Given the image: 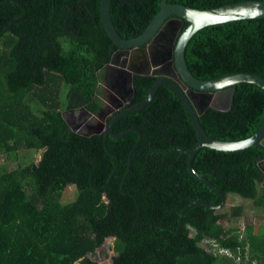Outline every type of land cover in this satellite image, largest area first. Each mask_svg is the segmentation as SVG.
<instances>
[{
    "label": "trees",
    "instance_id": "trees-1",
    "mask_svg": "<svg viewBox=\"0 0 264 264\" xmlns=\"http://www.w3.org/2000/svg\"><path fill=\"white\" fill-rule=\"evenodd\" d=\"M0 0V148L9 155L42 151L31 162L0 174V264H96L87 257L106 236L115 238L114 264H264V232L233 223L242 205L229 212L192 205H219L220 198L187 170L197 142L181 101L161 86L152 101L118 120L108 136L73 131L64 110L96 114L100 69L117 49L100 19V0ZM251 0H167L194 9H215ZM161 0H111L110 17L121 38L140 35L160 9ZM11 25V28L8 27ZM188 26L184 21L182 29ZM184 57L200 80L251 73L264 78V20L211 25L188 41ZM156 76H134L131 106L147 96ZM264 119V92L254 84L234 87L229 110L207 109L198 120L205 133L221 141L252 136ZM44 122V123H43ZM261 146L236 151L201 148L193 168L226 202L233 194L264 214ZM128 194H122L120 185ZM108 183V184H107ZM74 186L76 197L63 203L57 194ZM225 207V206H224ZM223 207V208H224ZM222 208V209H223ZM227 224H226V223ZM207 240H213L217 248ZM228 254H219L217 250Z\"/></svg>",
    "mask_w": 264,
    "mask_h": 264
},
{
    "label": "water",
    "instance_id": "water-1",
    "mask_svg": "<svg viewBox=\"0 0 264 264\" xmlns=\"http://www.w3.org/2000/svg\"><path fill=\"white\" fill-rule=\"evenodd\" d=\"M10 1L24 11L19 18L11 20V24L22 21L26 16V9L24 5L18 0ZM110 4L111 0H100V19L102 27L111 42L118 49L124 50L128 83H130L129 90L131 94H133L131 82L134 76L151 75L154 71L161 70L167 66L172 67L173 73L178 75L182 83H177L167 77L158 78L148 88L147 96L143 101L132 106L130 105L128 108L121 110V112L116 114L106 126L100 125L95 130L83 134L86 136L91 134H103L104 151L116 162L108 182L113 177L118 167V158L108 150L106 145L107 137L111 136L114 139H120L122 136L128 133L136 134L138 139L128 154V164L125 172L126 176L129 170L132 154L141 142V134L137 130H127L120 134H115L113 132L114 124L121 118L138 112L146 107L152 101L157 90L161 86H167L176 94L184 109L186 110L192 128L194 129L197 137V142L193 148L184 152L187 155V170L192 177L201 181L208 189H211L220 198L219 205H212L197 200L185 206L179 212V227L175 231L177 232L181 227L182 215L192 205L200 204L211 210H221L225 206L226 200L221 192H219V190L210 181L200 175L192 166V160L195 154L201 148L206 147L212 150L227 152L242 150L258 145L264 149V119L258 130L252 136L240 141H221L214 139L205 133L198 120V117L201 116L207 109H215L212 107V103L216 99L217 95H222V92L227 89L229 92H231V94H233L234 87L237 84H254L261 88L264 92V78L251 73H237L210 80L197 79L192 75L186 65L184 57L185 47L188 41L197 31L207 26L247 19L264 20V0L242 1L207 10L194 9L181 4H168L167 0H161L159 11L155 14L144 31L137 37L127 40L121 38L113 26L110 17ZM184 21L188 22V26L184 30H181ZM10 28L11 25L8 27V29ZM166 36L168 38L169 46L161 44L162 39ZM149 63V70L146 71L145 66L149 65ZM230 107L231 103H229L226 110H229ZM72 130L75 131L73 128ZM263 163L264 160H261L258 163V166L261 168L264 175ZM37 164L38 162L36 165ZM125 176L120 185L122 194H128L123 190ZM100 248L102 251H100L98 254L96 251H92L87 255V257L94 262L99 260L98 256L107 259L109 252L112 251V242H104L102 245H100ZM113 255L116 256L117 253H114Z\"/></svg>",
    "mask_w": 264,
    "mask_h": 264
},
{
    "label": "flooded vegetation",
    "instance_id": "flooded-vegetation-1",
    "mask_svg": "<svg viewBox=\"0 0 264 264\" xmlns=\"http://www.w3.org/2000/svg\"><path fill=\"white\" fill-rule=\"evenodd\" d=\"M161 44L165 46H169L167 36L162 39ZM149 66L150 63L149 65L145 66L146 71L149 70ZM151 76H156L157 79L161 77H167L174 80L177 83H182L178 75L173 73L171 66L170 67L167 66L162 68L161 70L154 71L151 74ZM129 87H130V83H128L124 50L117 48L112 53L110 61L106 63L99 71V82L96 85V94L98 99L102 102L101 108L96 114H92L83 108H79L77 110H66L72 114V117L75 112L78 113V118L76 120L71 121L73 126L76 128L82 127L83 130L85 131L84 133H88L92 130H95L100 125L106 126L116 114H118L119 112H121V110L126 109L130 106L134 95L133 80L131 82L133 94H131ZM222 96L223 97L228 96L229 101L231 103L232 94L231 92L228 91V89L222 92ZM91 135L103 136L102 133L91 134ZM263 184H264V180H263ZM114 240L115 238L113 236H106L103 238V241L98 245V247L94 251H96L97 254L100 251H102L100 245H102V243L107 241L112 242V251L109 252V256L107 259L101 258L100 260V257L97 255L99 259L98 261H101L104 264L105 263L114 264V258L117 257V255L116 256L113 255L114 253H116L113 251Z\"/></svg>",
    "mask_w": 264,
    "mask_h": 264
},
{
    "label": "rangeland",
    "instance_id": "rangeland-1",
    "mask_svg": "<svg viewBox=\"0 0 264 264\" xmlns=\"http://www.w3.org/2000/svg\"><path fill=\"white\" fill-rule=\"evenodd\" d=\"M229 95V94H227ZM230 101L229 97H223L222 95H217L216 99L212 103V107L224 111L228 108ZM63 117L68 122V124L76 131L80 133H84L82 127L76 128L72 124V120H76L78 118V113L75 112L73 114L69 113L68 111H63ZM44 123V122H43ZM42 151H31V150H23L18 151L14 155L7 154L4 150L0 148V174L3 172L10 171L12 169L17 168L18 166L27 165L31 162L37 163L39 162L40 156ZM76 189L74 186H67L63 189V191L59 192L57 194L58 199L63 202H71L76 197ZM228 200L233 201L232 204L228 203L225 205V207L221 210H219L221 213L229 212L230 207L232 205H242L244 208L243 216L239 220L235 221L233 225H235L241 235H245V227L246 224H250V226L254 227L255 229H258L260 232H264V214L261 211L255 210L251 202L248 200H243L241 197L237 195H229ZM226 223V222H225ZM227 224V223H226ZM103 259V258H102ZM101 260V257H100ZM97 264H104L101 261L96 262ZM107 264V263H105Z\"/></svg>",
    "mask_w": 264,
    "mask_h": 264
},
{
    "label": "built area",
    "instance_id": "built-area-1",
    "mask_svg": "<svg viewBox=\"0 0 264 264\" xmlns=\"http://www.w3.org/2000/svg\"><path fill=\"white\" fill-rule=\"evenodd\" d=\"M206 242L209 243L214 248L218 247L217 244L213 240H207ZM217 251L219 252V254H225V255L228 254V255H230L229 252L226 251V250H222V249L219 250L218 249ZM252 264H254V263H252Z\"/></svg>",
    "mask_w": 264,
    "mask_h": 264
}]
</instances>
